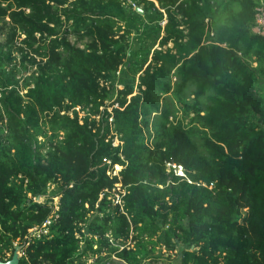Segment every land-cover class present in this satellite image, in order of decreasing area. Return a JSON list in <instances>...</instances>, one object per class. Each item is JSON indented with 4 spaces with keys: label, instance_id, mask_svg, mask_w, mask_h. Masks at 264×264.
<instances>
[{
    "label": "trees",
    "instance_id": "obj_1",
    "mask_svg": "<svg viewBox=\"0 0 264 264\" xmlns=\"http://www.w3.org/2000/svg\"><path fill=\"white\" fill-rule=\"evenodd\" d=\"M261 5L0 0V258L264 264Z\"/></svg>",
    "mask_w": 264,
    "mask_h": 264
},
{
    "label": "built area",
    "instance_id": "obj_2",
    "mask_svg": "<svg viewBox=\"0 0 264 264\" xmlns=\"http://www.w3.org/2000/svg\"><path fill=\"white\" fill-rule=\"evenodd\" d=\"M254 31L259 33L260 35L264 36V5H261L257 8V15H256V25L254 26ZM116 168H121L120 166H117ZM167 169L168 171H172L175 175H180L183 177H187L186 171L182 164H179L174 161H168L167 162ZM118 169L115 171L117 173ZM34 197L35 200L38 201V198ZM58 209V205L56 207ZM51 223V219H47L44 224L43 228H39L38 226H34L29 229L30 233L27 235V239L31 240L33 237L41 236V234H44L47 232V225Z\"/></svg>",
    "mask_w": 264,
    "mask_h": 264
},
{
    "label": "rangeland",
    "instance_id": "obj_3",
    "mask_svg": "<svg viewBox=\"0 0 264 264\" xmlns=\"http://www.w3.org/2000/svg\"><path fill=\"white\" fill-rule=\"evenodd\" d=\"M5 33L3 32V30L0 28V41H3L5 39ZM17 54V53H16ZM19 55V54H17ZM119 85V84H118ZM119 87H121L119 85ZM120 169V168H117ZM60 191V189L58 188V186L56 185V183L54 181L49 182L48 186H47V191L46 194H44V196L46 197H50L52 195H56L58 192ZM44 196H39L37 199L38 201H44L45 197ZM57 199L58 197L56 196L54 198V204L57 207ZM16 245H19V242L17 241L15 243ZM180 247L178 248V252L174 251V252H168L165 249L163 250L164 252V260L160 261V264H179V257H180ZM22 256L21 250H20V257ZM93 259L88 260V263L91 262Z\"/></svg>",
    "mask_w": 264,
    "mask_h": 264
},
{
    "label": "water",
    "instance_id": "obj_4",
    "mask_svg": "<svg viewBox=\"0 0 264 264\" xmlns=\"http://www.w3.org/2000/svg\"><path fill=\"white\" fill-rule=\"evenodd\" d=\"M140 13H143L144 10L140 7L136 8ZM20 250H21V246L20 245H16L15 249H14V253L11 259L9 260H3L0 258V264H20Z\"/></svg>",
    "mask_w": 264,
    "mask_h": 264
}]
</instances>
